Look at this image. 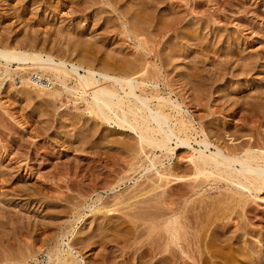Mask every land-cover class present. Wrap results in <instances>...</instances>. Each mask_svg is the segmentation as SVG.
Segmentation results:
<instances>
[{"label": "rangeland", "instance_id": "374dc122", "mask_svg": "<svg viewBox=\"0 0 264 264\" xmlns=\"http://www.w3.org/2000/svg\"><path fill=\"white\" fill-rule=\"evenodd\" d=\"M144 1L0 0V47L39 49L102 69L107 60L131 64L139 58L135 63L141 64L134 37L142 36L148 51L155 46L153 61L165 74L160 92L173 99L178 92L188 97V106L203 117L201 122L196 118V125L204 123L228 145L264 137V0H153L151 6ZM122 17L133 35L123 29ZM21 74L0 75V264H49V255L64 249L65 259L79 264H170L159 259L164 255L184 264L177 247L164 244V226L154 225L151 233L132 216L155 191L162 193L163 188L147 192L152 181L173 179V173L165 175L175 169L190 171L182 158L190 147L167 155L142 150L135 130L96 117L77 94L66 92L57 100L41 95ZM239 107L243 111L233 116ZM155 154L164 164H157V171L150 164ZM204 189L205 196L194 194L186 205L189 223L194 222L188 237L201 245L188 263H245L251 246L264 255V191L246 197L248 202L238 200L239 206L228 193L222 195L225 187L206 184ZM167 193L180 206L184 199L174 190ZM103 207L108 209L97 210ZM150 244L157 249L149 250Z\"/></svg>", "mask_w": 264, "mask_h": 264}, {"label": "bare ground", "instance_id": "6f19581e", "mask_svg": "<svg viewBox=\"0 0 264 264\" xmlns=\"http://www.w3.org/2000/svg\"><path fill=\"white\" fill-rule=\"evenodd\" d=\"M150 3H153V0H146V2H145L146 5H150ZM187 4H188V2H186V5ZM147 7H149V6H146V8ZM73 11H74V9H73ZM151 11H152V9H151ZM191 11L193 12V9ZM194 12H196L195 9H194ZM82 13H84V11ZM126 19L124 17H122V24L121 25H122L123 29L125 30V32H129L133 35V33L130 32L132 30L129 29L130 25L128 24V22H127L128 20H126ZM131 24H133V23H131ZM125 34L127 35V33H125ZM133 37H132V39H133ZM141 37H138V36L134 37V43L136 46L135 47L136 50L137 49L141 50L140 54H137V55L142 57L140 59L143 61L141 64H140V62H139V64L135 63L136 60H139V58L137 59L136 58L137 56H135V58H136L135 61H132L131 64L129 62L127 63V64H130V66H126L127 64H124L121 61L110 60L111 61L110 62L109 60H107V62L104 61V62H106V65L104 63L105 66L104 67L102 66L103 67L102 69L100 67H99L100 69L99 68L97 69L94 66L88 65L89 62H88V64H85L86 62L84 63L82 59H81L82 61L80 60L81 62L79 60L68 61V59L66 60V58L65 59H62L59 57L57 58L54 55L50 54L49 52L46 53L43 50L38 51L39 49L36 50L32 47H31L32 50L26 49V48H25V50L24 49H17L15 47L14 48H11V47L7 48V46L6 47H0V66L1 67L3 66L2 67L3 71L0 70V75H4L6 78V77H8V75H12V74L19 75L22 73L20 77H22L23 82H25L26 84L28 83L29 85H32L33 87H35L38 91L37 93H39L41 95L42 94H46V95L49 94L52 98H54L56 100L59 99L66 92L70 93V94H74L75 96L77 94L79 97L78 98L79 100L82 99L83 101L86 102L87 110H89V112L94 114L96 117L103 119L105 121L106 120L107 121L113 120L117 124H119L120 126H124L127 129L130 128L133 131L135 130V132L139 135V139L141 140L140 145L143 148L142 150H144V148H146V150H147V147H149L150 149H155V151L160 150L161 153H166V155H167L168 153L170 154L171 152L176 151L177 148L190 147V150H192V152L191 153L188 152L189 153L188 156L182 157V158H186L185 161L188 163L187 168H188V170H190L189 171L190 173L187 170H185V172H188V173H181L178 170L175 171L176 169L175 170L172 169L173 171L171 173H168V171H167L168 174L165 175L166 172H165V170H163L164 169L163 168L162 170L164 171L165 174H162L163 171H160V172H162L161 174L163 176L165 175V177H167L169 175V177H170V175L174 174L173 175L174 178L173 179L171 178L172 180L171 179L170 180L165 179V182H161L159 179L158 180L160 182L159 181L157 182V180L155 182L152 181V183H155V185H152L151 183L149 186L147 185L148 190H149L147 192H151V191L153 192V191L159 190V189L162 190V188L164 191L162 190V193L160 190H159L160 193L158 191L157 192L155 191L154 194L155 193H157V194H155L154 197H151L150 199L147 198L148 200L145 199L146 200L145 203L147 205L143 204V205H145V207L142 208L141 210H139L137 213H135V211H134L133 213L135 216L133 215V213L128 212L131 214V216L133 215L132 217H134V218L137 217L139 220L141 219L144 223L142 225L145 226L142 228H145L146 230L148 229L149 231L150 230L153 231L154 227H156L157 225H158L157 228H162L161 225L164 226L162 230L160 229L162 238L164 239V244L170 248H172V246L177 247L178 252L182 253L184 255V257H186V259H184V264H189L187 261V258L191 259L193 256L192 253H193L194 248L199 250L200 246H201V245L199 246L198 242L192 243L190 238L188 237L189 232H191V231H189L190 230L189 227H191V224L194 223V222L189 223V221L192 220V219L189 220L190 217H188L190 214L189 211H191V209H188L189 207L188 208L186 207V205H188L187 203L189 201V198L194 194H198L199 196L201 195L202 197L205 196L206 192L204 191L205 190L204 186H206V184H211V186L216 185L217 187L219 186L220 188L225 187L226 190L223 189L225 192L223 190H221L223 193L222 192H220V193H222L223 196H225L224 193H226V194L228 193L227 195H229L230 198L229 197H226V198L227 199L229 198L231 201H232V198H234V200L236 199V202L238 200L240 202L242 199L245 201L246 197L251 198L252 195H255V197H257L261 191H264V137H260V135L259 136L256 135L257 136V137L255 136L256 138L250 137V140L242 141L241 143H237L236 145H232V144L228 145L227 142H224L225 144L220 142V141L223 142V140H220L222 135L216 133L218 136L216 135V138H214L215 134L212 133V131H208L206 129L207 127L205 128V126L203 125L204 123L203 124L200 123V126L196 125V118H198L199 121L201 122V120H203V117L200 115L198 116L197 113L195 115V111L194 110L192 111V109L189 107L191 105L188 106V104L185 101V98L187 99L188 97H185L184 95H181L178 92V97L181 99H179V98L173 99V97L165 96L160 92L161 90H160L159 86H160L161 80H162V78H164L165 74H163V69H162L161 65H159L157 62L153 61L154 58L156 59V56H157V52H156V50H154L155 46L153 48L151 47V49L149 48L150 50L148 51V49L146 48V43L145 42H144L145 44L143 43L144 38L141 39ZM60 49H62V48H60ZM146 50L148 53H151V52H154V53L151 54L152 56H149V54H147ZM94 58H95V56H94ZM130 62H131V60H130ZM110 65L111 66L116 65V66H114V68L112 70L110 68ZM115 67H118L120 69V71L118 73H116V71L118 69H115ZM114 69L116 71H114ZM11 79H12V77H11ZM70 82L75 83V85H73V86L70 85L71 84ZM166 82H167V80H166ZM201 88H203V87H201ZM27 90H29V89H27ZM44 90L47 92H45ZM180 93H182V92H180ZM204 93H206V92H204ZM192 99H193V97H192ZM257 99H258V97H257ZM261 99H262V96H261ZM247 102H248V100H247ZM249 102H252V101H250V99H249ZM254 103L256 104V102H254ZM262 104H264V103H262ZM184 105H186V106H184ZM259 105H260V103H259ZM191 107H193V106H191ZM239 108L234 109L232 111L233 116H237L238 114H240L241 108L240 109ZM221 111H223L222 108H221ZM227 111H228V109H227ZM241 111H243V110H241ZM257 111H260V108ZM240 116L242 117L243 114ZM244 118H246L245 115H244ZM239 119H240V117H239ZM245 120L248 122L247 119H244V121ZM249 126H251V125H249ZM252 128H254V127H252ZM254 130H255V128H254ZM221 133H222V131H221ZM233 134H235V132ZM262 136H264V135H262ZM251 139H253V140H251ZM194 142L195 143L197 142L199 146L197 147ZM155 156H154L155 158L153 157L154 159H152L150 164H151V168L155 167V169L157 171V168H158L157 164H159V163L160 164L162 163V165H164V164H163V160L161 157L159 158L157 156V154H155ZM168 156H165V157L167 158ZM161 168H162V166H161ZM171 168H173V167H170V169ZM147 171H150V166H149ZM160 172L158 171L159 175H160ZM158 173H156V174L158 175ZM160 177H162V176L160 175ZM160 177H158V178H160ZM162 181H164V180H162ZM167 188H169L168 189L169 191L168 190L166 191ZM171 190H174L178 194V196H180L181 198L184 199V200L182 199L184 202V203L181 202L182 205L180 204V206H177L179 203L177 204L172 197L171 198L169 197L170 195L172 196V194L167 193V192H170ZM226 191H228V192H226ZM166 193L170 194V195H167ZM119 197H120V195H119ZM122 198H124V197H122ZM122 198L120 199L121 201H122ZM243 200L241 201V203H243ZM247 200H248V198H247ZM231 201H229V202H231ZM124 202H126V201H124ZM239 202H237L238 205H239ZM245 202H244V204H245ZM120 203L124 204L123 202H118V204H120ZM234 204H232V205H234ZM132 206H130V207L132 208ZM140 206L141 205H139V207ZM104 207L98 208L97 210L102 211L104 209ZM107 207L105 209H108ZM136 207H138V205ZM185 207L187 209H185ZM231 208H233V207H231ZM115 209L116 208H112V209H109V211L115 212ZM130 211H132V210H130ZM186 211H188V212L186 213ZM201 214L202 213H200V216H201ZM191 216H193V215H191ZM134 218H133V220L135 221ZM204 218H206V217H204ZM218 219H219V217H218ZM134 221L131 220V222H134ZM208 221L210 222V220H208ZM125 222H126V220H125ZM122 223L124 225V222H122ZM223 223H224V221H223ZM222 224L220 223L219 226H222ZM154 225H156V226H154ZM136 226H137V222H136ZM132 227H131V229H132ZM138 227H139V225H138ZM138 227H136V228L138 229ZM234 227H235V225H234ZM236 228H238V227H236ZM157 230L155 229V231H157ZM160 230H159V233H158V231L156 233L160 234ZM135 231H136V229H135ZM150 232H149V234H150ZM161 235H160V239H161ZM197 235H199V234H197ZM193 237L195 238V236H193ZM216 241H219V240H216ZM225 241H227L226 243H228V239ZM190 242L193 245H191ZM210 242H213V244L217 243L214 241H210ZM229 242H231V241H229ZM218 243H220V242H218ZM228 244L226 246H228ZM220 245H222V244H220ZM231 245H229L228 247H232ZM209 246H211V245H209ZM213 246H215V245H213ZM155 249H157V248H155L154 245L150 244L149 250L154 251ZM163 249H165V248H163ZM166 249H169V248H166ZM254 250H255L254 247L251 246V248H249V250L247 251V253L248 254L251 253V255L248 256V254H247L246 257L244 256L243 260L246 262H249L248 264H254L253 260L258 261V259H260L255 264H264V255H262L260 257V255L254 253ZM65 252H67V251L64 249L63 253H61L59 251L55 252V254L57 253L56 256L55 255H49V257H50L49 264H79L78 261H74V260L71 261V259H70L71 262L68 261L69 256L67 257V260H66L65 256H64ZM216 252H218V251H216ZM221 252H222V250H221ZM69 253H71V252H69ZM146 253H148V252H146ZM149 254L152 255L153 253H149ZM222 254H224V253L222 252ZM228 254H230V253H228ZM233 254H234V252L232 253V255ZM54 256L57 258L54 259ZM159 259L162 261H168L170 264H177L173 258H170L167 255L166 256L164 255ZM242 262H241V264L246 263V262L245 263H242Z\"/></svg>", "mask_w": 264, "mask_h": 264}]
</instances>
